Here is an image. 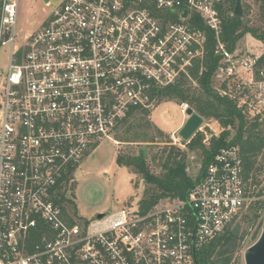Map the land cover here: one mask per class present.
Segmentation results:
<instances>
[{
	"label": "built area",
	"instance_id": "1",
	"mask_svg": "<svg viewBox=\"0 0 264 264\" xmlns=\"http://www.w3.org/2000/svg\"><path fill=\"white\" fill-rule=\"evenodd\" d=\"M227 3L63 0L17 45L19 0L1 1L0 49L9 52L0 75V264H200L211 241L264 205V167L253 177L238 143L217 150L186 199L147 210L130 202L89 219L75 205L83 161L116 142L132 109L150 111L164 87L189 75L206 28L221 55L215 75L228 82L217 89L264 123L261 55L227 47Z\"/></svg>",
	"mask_w": 264,
	"mask_h": 264
},
{
	"label": "rangeland",
	"instance_id": "2",
	"mask_svg": "<svg viewBox=\"0 0 264 264\" xmlns=\"http://www.w3.org/2000/svg\"><path fill=\"white\" fill-rule=\"evenodd\" d=\"M63 0H51L50 6L46 0H19L17 45H20L23 38L37 31L48 19L54 6L59 5ZM248 6L245 11L250 25L261 26L259 20V5L255 0H242ZM1 3V0H0ZM239 53H264V43L251 34L244 36L237 44ZM9 46H2L0 49V75H4L8 65ZM248 76L245 71L243 73ZM187 85L194 92H200V85L195 80H188ZM221 79L217 75L213 77V86L220 87ZM181 103L173 98L161 97L156 105L147 113H136L129 118V131L126 124L118 127L115 133V140L103 141L92 154L87 157L76 173V195L75 205L81 216L94 218L118 210L126 204L136 203L141 200L146 189L152 188L141 174L134 172L132 168L117 162L118 155L138 154L140 150L147 152V163L150 169L156 174L163 173V167L159 162V155L165 148L174 146L176 150L186 151L188 173L196 177L201 169V155L199 151H190L186 140L180 135V129L175 128L188 115L181 110ZM204 121L199 127L205 131L207 142L212 135H218L221 131L220 123L215 119L203 117ZM184 121V122H183ZM264 128V123H261ZM175 134L177 140L172 138ZM235 134L232 131L231 137ZM128 139V141H126ZM256 167L259 168V175H262L264 167V148L255 158ZM258 175V177H259ZM253 177H257L253 175ZM169 197L161 199L162 204L170 202ZM258 204L254 205L257 206ZM257 207H253L255 209ZM260 216L255 218L254 211L249 209L245 214L248 218L241 217L237 223L240 224V231L245 233L241 249L234 255L232 264H245V251L254 244L264 230V218L262 210ZM244 214V215H245ZM236 224V223H235Z\"/></svg>",
	"mask_w": 264,
	"mask_h": 264
},
{
	"label": "trees",
	"instance_id": "3",
	"mask_svg": "<svg viewBox=\"0 0 264 264\" xmlns=\"http://www.w3.org/2000/svg\"><path fill=\"white\" fill-rule=\"evenodd\" d=\"M255 1L259 5L261 26L250 25L245 11L248 6L246 3L243 4L245 13L243 17L232 14L236 0H228L222 11L224 16L222 39L231 51L236 49L238 42L247 34H251L264 43V0ZM195 21L198 26L205 28L200 19ZM206 30L208 37L204 57L195 60L194 65L189 69V75L184 74L176 84L164 87L160 97L188 103L202 117L217 120L221 125V131L218 135H212L207 142L205 131L198 129L190 139L186 140L188 149L197 150L201 155V169L196 177L188 173L186 151L176 150L174 146L163 149L159 155V162L164 170L162 174H156L150 169L145 150H140L138 154L118 155V163L132 168L153 186L146 189L140 200V205L145 210L150 209L165 197L186 199L196 181L203 176L217 150L227 143H238L248 171L253 175H259L255 158L264 148V128L261 127L259 120L251 122L246 119L238 107L237 99L221 94L213 86V77L220 64L221 55L216 52V39L213 32L207 28ZM259 65L264 67V53L260 57ZM189 79L198 82L200 92L192 91L187 85ZM220 87L227 89L228 82L224 81ZM235 88L236 85L233 86V89ZM148 112L147 109L134 108L123 120L122 125L128 124V128L129 118L136 113L147 114ZM233 130L235 134L231 137ZM253 207L257 208L252 209ZM250 209L254 211L255 218L260 216L259 211L262 210L264 218L263 204L259 203ZM243 216V218L249 217L248 214ZM239 225L238 223L229 225L221 235L211 241L200 253V264H232L234 255L241 249L245 238V233L240 231Z\"/></svg>",
	"mask_w": 264,
	"mask_h": 264
},
{
	"label": "water",
	"instance_id": "4",
	"mask_svg": "<svg viewBox=\"0 0 264 264\" xmlns=\"http://www.w3.org/2000/svg\"><path fill=\"white\" fill-rule=\"evenodd\" d=\"M186 14L187 12H185L184 15L186 16ZM234 14L239 17H243L245 15L242 0H236ZM186 113L188 118L179 131L184 140L190 139L204 121V118L192 107H189ZM99 216L101 217L102 214ZM244 259L245 264H264V230L257 241L245 251Z\"/></svg>",
	"mask_w": 264,
	"mask_h": 264
},
{
	"label": "crops",
	"instance_id": "5",
	"mask_svg": "<svg viewBox=\"0 0 264 264\" xmlns=\"http://www.w3.org/2000/svg\"><path fill=\"white\" fill-rule=\"evenodd\" d=\"M187 120V117L184 119V121H186ZM183 121V122H184ZM185 123V122H184ZM183 126V124H182V122L175 128V130H179V129H181V127Z\"/></svg>",
	"mask_w": 264,
	"mask_h": 264
}]
</instances>
